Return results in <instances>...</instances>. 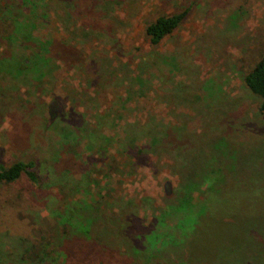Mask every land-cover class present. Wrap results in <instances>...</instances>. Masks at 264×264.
Wrapping results in <instances>:
<instances>
[{"label": "rangeland", "instance_id": "rangeland-1", "mask_svg": "<svg viewBox=\"0 0 264 264\" xmlns=\"http://www.w3.org/2000/svg\"><path fill=\"white\" fill-rule=\"evenodd\" d=\"M263 52L264 0H0V165L36 174L0 184V264H264Z\"/></svg>", "mask_w": 264, "mask_h": 264}, {"label": "trees", "instance_id": "trees-1", "mask_svg": "<svg viewBox=\"0 0 264 264\" xmlns=\"http://www.w3.org/2000/svg\"><path fill=\"white\" fill-rule=\"evenodd\" d=\"M185 13H177L169 16H159L153 21L149 22L144 27V35L146 36L151 46L157 45L162 38L170 34L181 22ZM47 62V59L43 58L38 60L25 59L21 61L19 66L25 70H32L34 72L43 68V65ZM18 67V70H22ZM243 85L246 90L258 99L257 110L260 114H264V52L255 64L244 74L242 79ZM175 134V133H174ZM177 138V134L173 137ZM139 154L140 152L137 151ZM111 163L106 164V169L110 170L112 167L115 169L113 159H110ZM20 177H25L28 182H36V174L34 172L33 161H15L9 166L0 165V184H11L19 180ZM185 179L182 182L180 192L182 196L180 200L189 198V194L192 190H195L201 183Z\"/></svg>", "mask_w": 264, "mask_h": 264}, {"label": "clouds", "instance_id": "clouds-1", "mask_svg": "<svg viewBox=\"0 0 264 264\" xmlns=\"http://www.w3.org/2000/svg\"><path fill=\"white\" fill-rule=\"evenodd\" d=\"M8 127H9L8 122L5 121V123H4V128L7 129Z\"/></svg>", "mask_w": 264, "mask_h": 264}]
</instances>
